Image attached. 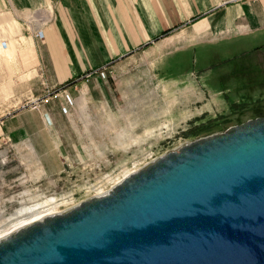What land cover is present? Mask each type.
I'll return each mask as SVG.
<instances>
[{"label":"rangeland","instance_id":"1","mask_svg":"<svg viewBox=\"0 0 264 264\" xmlns=\"http://www.w3.org/2000/svg\"><path fill=\"white\" fill-rule=\"evenodd\" d=\"M202 18L161 34L181 46L172 55L139 50L54 86L42 64L33 67L26 38L0 40V238L105 194L184 144L264 116V29L195 35ZM37 205L38 216L20 213Z\"/></svg>","mask_w":264,"mask_h":264},{"label":"water","instance_id":"2","mask_svg":"<svg viewBox=\"0 0 264 264\" xmlns=\"http://www.w3.org/2000/svg\"><path fill=\"white\" fill-rule=\"evenodd\" d=\"M0 264H264V116L8 235Z\"/></svg>","mask_w":264,"mask_h":264},{"label":"crops","instance_id":"3","mask_svg":"<svg viewBox=\"0 0 264 264\" xmlns=\"http://www.w3.org/2000/svg\"><path fill=\"white\" fill-rule=\"evenodd\" d=\"M227 1L0 0V40L7 44L12 39L16 45L26 38L35 49L33 67L42 64L47 83L54 86L139 50H147L150 57L172 55L181 46L172 35L159 39L161 34L197 15L203 18L192 26L195 35L215 29H264V0ZM13 24L18 31L8 29ZM12 56L19 64L20 49ZM0 64L7 65V60L0 57Z\"/></svg>","mask_w":264,"mask_h":264},{"label":"bare ground","instance_id":"4","mask_svg":"<svg viewBox=\"0 0 264 264\" xmlns=\"http://www.w3.org/2000/svg\"><path fill=\"white\" fill-rule=\"evenodd\" d=\"M251 1H257V0H251ZM250 120H252V119H250ZM248 121V120H247ZM246 122V121H245ZM244 123V122H243ZM126 178V177H125ZM119 184V183H118ZM115 187V186H114ZM110 191V190H109ZM107 193V192H106ZM105 193V194H106ZM105 194H102V195H105ZM102 195H98V196H102ZM98 196H94V197H98ZM37 208V209H36ZM41 208V205H37V206H34V207H31V209H27V208H24V209H22L21 211H20V213L21 214H24V213H27L26 215L27 216H38L39 214H41L40 213V211H39V209ZM50 208V207H49ZM56 214H60V213H56ZM56 214H52V215H56ZM45 215V214H44ZM51 214L49 215V216H52ZM43 216V215H42ZM49 216H46V217H49ZM46 217H42V218H38V219H36L35 221H33L32 223H35V222H38V221H41V220H43L44 218H46ZM32 223H29V224H27V225H25V226H23L22 228H24V227H26V226H28V225H30V224H32ZM22 228H20V229H22ZM20 229H18V230H20ZM17 231V230H16ZM15 231V232H16ZM14 233V232H13ZM12 234V233H11ZM10 235V234H9ZM5 237H7V236H5ZM5 237H1L0 238V240H2V239H4Z\"/></svg>","mask_w":264,"mask_h":264},{"label":"built area","instance_id":"5","mask_svg":"<svg viewBox=\"0 0 264 264\" xmlns=\"http://www.w3.org/2000/svg\"><path fill=\"white\" fill-rule=\"evenodd\" d=\"M232 1H251V0H232ZM38 35L41 37L42 35H41V33H38ZM3 45V44H2ZM3 46H5V45H3ZM88 76V75H87Z\"/></svg>","mask_w":264,"mask_h":264}]
</instances>
